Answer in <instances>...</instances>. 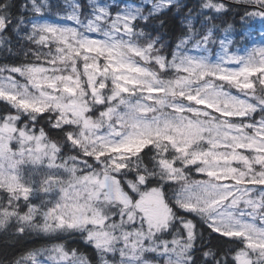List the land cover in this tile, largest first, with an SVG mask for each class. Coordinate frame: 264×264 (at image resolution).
<instances>
[{
    "label": "snow or ice",
    "instance_id": "snow-or-ice-1",
    "mask_svg": "<svg viewBox=\"0 0 264 264\" xmlns=\"http://www.w3.org/2000/svg\"><path fill=\"white\" fill-rule=\"evenodd\" d=\"M257 22L264 0H0V235L33 241L0 264H264Z\"/></svg>",
    "mask_w": 264,
    "mask_h": 264
},
{
    "label": "trees",
    "instance_id": "trees-1",
    "mask_svg": "<svg viewBox=\"0 0 264 264\" xmlns=\"http://www.w3.org/2000/svg\"><path fill=\"white\" fill-rule=\"evenodd\" d=\"M236 27L239 30L240 25H237ZM251 31L254 36H260L261 34L264 33V25H261L260 23L257 22L252 25ZM2 106L3 105L0 104V107ZM3 241H4V237L0 235V259H3L5 257L11 258L12 256L21 252L24 248L33 246V241L30 238H25V240L22 241L21 244L18 245L17 247H5ZM73 246L81 248L84 251H90L89 249L84 248L82 244H74Z\"/></svg>",
    "mask_w": 264,
    "mask_h": 264
},
{
    "label": "rangeland",
    "instance_id": "rangeland-1",
    "mask_svg": "<svg viewBox=\"0 0 264 264\" xmlns=\"http://www.w3.org/2000/svg\"><path fill=\"white\" fill-rule=\"evenodd\" d=\"M262 35H264V33H263V34H261L260 36H255V37H256V42H257V43H259V42H260V40H261V36H262Z\"/></svg>",
    "mask_w": 264,
    "mask_h": 264
}]
</instances>
